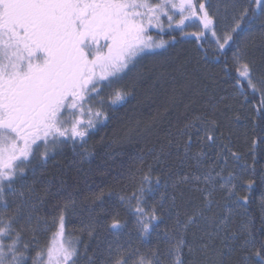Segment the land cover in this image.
I'll use <instances>...</instances> for the list:
<instances>
[{
	"label": "snow or ice",
	"instance_id": "6c2138e0",
	"mask_svg": "<svg viewBox=\"0 0 264 264\" xmlns=\"http://www.w3.org/2000/svg\"><path fill=\"white\" fill-rule=\"evenodd\" d=\"M132 100L98 155L93 130ZM122 142L137 165L117 188ZM256 187L264 0H0V264H264Z\"/></svg>",
	"mask_w": 264,
	"mask_h": 264
},
{
	"label": "trees",
	"instance_id": "16d2710c",
	"mask_svg": "<svg viewBox=\"0 0 264 264\" xmlns=\"http://www.w3.org/2000/svg\"><path fill=\"white\" fill-rule=\"evenodd\" d=\"M165 39H168L167 34L164 35ZM193 38L192 37H184L180 38L178 42H174V48L170 51L173 52H183L185 50L191 51L192 44L189 43ZM162 51V50H161ZM136 103L135 100L130 101L127 105H125L123 108H119V112H116V119L110 123L105 124V126L100 127L97 129V131L93 132L91 138L88 142V147L91 149L94 147L95 151L98 155L104 154L110 149L104 147L105 144H109L115 133H118L119 131V119L123 116H125V109H128V115H131V108L132 105ZM103 139V144L101 143V140ZM116 151L120 152L121 155L117 156L115 161H109V163L112 165L110 172L111 177L110 180L114 184L115 187L119 188L120 185L127 183V177L131 172L135 171L137 161L134 159L135 156L138 154L137 150L132 147L131 144H128L127 142H122L120 145H113L112 146ZM237 148H239L241 151H244L243 148V140H239L236 145ZM69 157L71 156V153L69 152ZM101 163L99 159L94 160L92 162V167H95L97 164ZM243 163V162H241ZM250 163V161H249ZM85 168L88 167L87 164L84 165ZM236 171L239 170V167L237 166ZM228 171H233V167L229 166L224 172V175L226 176L228 174ZM122 173V175H121ZM114 178V179H113ZM96 182H99V177L94 178ZM95 185H93L94 187ZM264 191V189H260L259 187H256L253 189V192L251 193V203L248 205V209L250 212L255 213L256 215H259L260 208L259 203L261 200V192ZM112 202H115V197L112 198ZM240 211H243V209H240ZM122 220L128 221V227L124 230V232L120 235V241L121 243H127L129 239H131L132 243L139 245V241L136 238V234L134 231H132L133 228V217L126 213H121ZM86 221V216H85ZM82 227L81 219L78 217H73L71 223L68 225V228L70 231L73 232L75 236H81L80 228ZM81 238L87 242L88 237L86 235H82ZM43 239L41 242L43 243ZM108 239H115L114 236H109Z\"/></svg>",
	"mask_w": 264,
	"mask_h": 264
},
{
	"label": "flooded vegetation",
	"instance_id": "af4514ba",
	"mask_svg": "<svg viewBox=\"0 0 264 264\" xmlns=\"http://www.w3.org/2000/svg\"><path fill=\"white\" fill-rule=\"evenodd\" d=\"M153 31H155V30H153ZM117 112H119V109L117 110ZM107 123H110V122H106V124H107ZM102 126H105V125H98V126H97V129H99V128L102 127ZM97 129L93 130V132L97 131ZM54 230H55V229H54ZM54 230H53V231H54ZM42 238H43V237H42ZM41 240H42V239H41Z\"/></svg>",
	"mask_w": 264,
	"mask_h": 264
},
{
	"label": "rangeland",
	"instance_id": "374dc122",
	"mask_svg": "<svg viewBox=\"0 0 264 264\" xmlns=\"http://www.w3.org/2000/svg\"><path fill=\"white\" fill-rule=\"evenodd\" d=\"M242 164V163H241ZM54 230V229H53Z\"/></svg>",
	"mask_w": 264,
	"mask_h": 264
}]
</instances>
